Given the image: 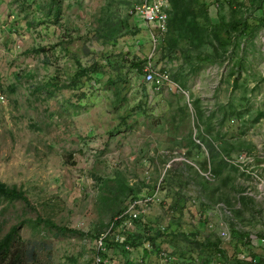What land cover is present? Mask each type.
<instances>
[{"label": "rangeland", "instance_id": "374dc122", "mask_svg": "<svg viewBox=\"0 0 264 264\" xmlns=\"http://www.w3.org/2000/svg\"><path fill=\"white\" fill-rule=\"evenodd\" d=\"M144 1L0 0V180L31 202L0 204V239L20 224L23 264H157L143 244L119 246L128 229L112 219L158 187L143 217L164 228L156 241L172 264L214 262L208 239L264 256V0H206L210 32L183 25L168 56L172 33L154 42L135 13ZM220 21L248 26L225 47ZM140 61L184 92H157ZM93 63L102 71L76 79ZM38 215L67 230L33 229Z\"/></svg>", "mask_w": 264, "mask_h": 264}, {"label": "trees", "instance_id": "16d2710c", "mask_svg": "<svg viewBox=\"0 0 264 264\" xmlns=\"http://www.w3.org/2000/svg\"><path fill=\"white\" fill-rule=\"evenodd\" d=\"M169 1V9H168V31L165 35L172 33L171 38L168 39V43L163 46V53L164 56H168L170 53L174 52V48L178 42L177 32L183 27V25H189L194 28L196 31L201 33L202 35H207L209 31V24H210V4L206 0H168ZM55 6L61 2V0H51ZM170 13L174 15L170 18ZM246 21H237L233 23H226L224 21H220L213 25L214 27V35L219 40L222 46H228L233 42L234 38H237V35L240 33H244L247 29ZM140 29H135L131 33H138ZM130 33V32H129ZM167 39V38H166ZM165 40V39H164ZM163 40V41H164ZM200 55V53L198 54ZM128 54L122 56L123 61H127ZM147 61H140L138 63H133L141 73L143 70V65ZM103 69L102 64L93 63L89 67H81L80 72L76 75V79L80 78L82 75H87L88 79H92L93 73H99ZM75 84V83H74ZM57 86V82H55V78L50 79L49 81L44 82L39 89L46 88V90L50 89V87ZM212 158H215V155H212ZM136 197V196H135ZM134 198V197H133ZM119 198H116V202ZM16 200L23 201L26 205H31L30 199L28 198L26 192L17 187L16 185H8L7 183L0 180V204L3 201L14 202ZM120 201V200H118ZM127 205L122 208L115 210L113 212V221H115L116 216L120 215L125 209ZM31 227L33 229L39 228H56L61 231L67 230L66 227H59L53 220L49 218H44L41 215H38L36 219L30 220ZM121 221H116L113 230H116L120 226ZM135 223L138 225H142L144 227L143 232L139 235H135L128 228V233L126 234L125 241L119 242L116 240L117 244L121 247L128 245V251L132 252L135 248L138 247L139 244L145 245L146 242L152 244L154 249L153 252L159 251L161 249V245L156 241L158 236L164 232L163 229L155 230L152 226L148 224V222L144 223L142 220H137ZM19 228L20 224L13 225L10 230L0 239V264H23V257H21V253L18 251L22 245H19ZM75 233H80L79 231L72 230ZM238 239L242 240L246 237L249 238L245 233L241 231L235 232ZM112 235V234H111ZM248 239L246 242L243 243L242 251L246 252V243L249 242ZM220 240L212 241L210 239L206 240V242L200 243L207 247L208 250L211 251V259H214V262H209L208 257L206 260L203 261L202 264H264V256H258L255 253L248 250V255L250 258L241 257L240 254H233L229 255L227 250L224 249L220 243ZM18 243V244H17ZM104 246L110 248L112 246L111 239L107 236L103 239ZM17 246V247H16ZM147 249V248H145ZM98 253L102 254L103 258H105V253L99 251ZM156 253L154 254V256ZM157 259V257L155 256ZM158 260V259H157ZM103 264V262H101ZM198 264V263H193Z\"/></svg>", "mask_w": 264, "mask_h": 264}, {"label": "built area", "instance_id": "2783aa9c", "mask_svg": "<svg viewBox=\"0 0 264 264\" xmlns=\"http://www.w3.org/2000/svg\"><path fill=\"white\" fill-rule=\"evenodd\" d=\"M169 7L170 5L168 0H145L135 11L139 19L143 20L152 28L151 38L154 42H156L158 38L165 36L168 31ZM143 70L145 82L151 84L157 92L176 88H178L179 91L184 92L178 83L170 79V74L166 70H158L151 62H148ZM158 194L159 187L147 195H140L132 198L126 209L115 218V221L112 223V227L115 226L116 221H121L120 226L122 229L133 228L135 226V221L137 220H142L146 223L143 216H146L150 209V205L158 199ZM220 236L223 238H229L230 233L226 226L221 228ZM105 237L106 235H103L99 241V249L102 252H105L106 250V246H104L103 243V239ZM145 246L149 251L154 249L152 244L149 242H146ZM155 253L158 258L157 264L173 263V257L168 251L160 249ZM241 257L246 256L245 254H242ZM98 259L102 262L100 256Z\"/></svg>", "mask_w": 264, "mask_h": 264}]
</instances>
